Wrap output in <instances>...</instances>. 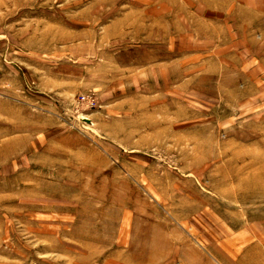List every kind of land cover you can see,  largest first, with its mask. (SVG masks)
<instances>
[{"label":"rangeland","instance_id":"1","mask_svg":"<svg viewBox=\"0 0 264 264\" xmlns=\"http://www.w3.org/2000/svg\"><path fill=\"white\" fill-rule=\"evenodd\" d=\"M264 0H0V264H261Z\"/></svg>","mask_w":264,"mask_h":264},{"label":"crops","instance_id":"2","mask_svg":"<svg viewBox=\"0 0 264 264\" xmlns=\"http://www.w3.org/2000/svg\"><path fill=\"white\" fill-rule=\"evenodd\" d=\"M259 261L261 264H264V250L263 249H260V252H259Z\"/></svg>","mask_w":264,"mask_h":264}]
</instances>
